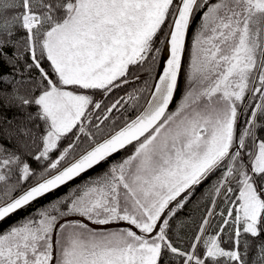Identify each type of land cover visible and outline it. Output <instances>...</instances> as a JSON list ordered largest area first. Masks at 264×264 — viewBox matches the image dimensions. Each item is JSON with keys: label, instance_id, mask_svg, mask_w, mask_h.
I'll list each match as a JSON object with an SVG mask.
<instances>
[{"label": "snow or ice", "instance_id": "1", "mask_svg": "<svg viewBox=\"0 0 264 264\" xmlns=\"http://www.w3.org/2000/svg\"><path fill=\"white\" fill-rule=\"evenodd\" d=\"M0 61L39 121L0 143V222L133 148L0 232V264H264V0H0Z\"/></svg>", "mask_w": 264, "mask_h": 264}, {"label": "trees", "instance_id": "2", "mask_svg": "<svg viewBox=\"0 0 264 264\" xmlns=\"http://www.w3.org/2000/svg\"><path fill=\"white\" fill-rule=\"evenodd\" d=\"M200 12L197 14V18L199 16ZM196 20L193 21L192 27L188 34V39L191 30L193 29L194 23ZM18 35L22 36L23 32L22 30L18 31ZM187 39V40H188ZM187 48V47H186ZM9 54L13 51V49H8ZM22 51V49H21ZM25 58H27L25 54ZM21 64H23V61H21ZM0 65H3V73L8 79H12L13 76L16 80H20V74L19 73H13L10 66L6 64L4 61H0ZM46 66V65H45ZM23 77L25 80H28L31 78H37V73L35 70H33L31 73L24 72ZM181 78V76H180ZM180 78L178 84L180 85ZM135 87H143V83L138 81L135 84ZM13 88H17L19 95H28L29 94V88L30 85H18V84H6L4 85V91L8 93H12ZM131 87H127L126 89H117L115 93L111 96L112 99L117 96V91L124 92L125 91H131ZM179 90V87H178ZM178 93V91H177ZM177 95V94H176ZM175 95V97H176ZM110 98V97H108ZM107 100V98H106ZM10 101V105L9 102ZM143 103V101H142ZM36 108L34 106H23L18 104L16 101L11 100L10 96H2L0 95V143H3L5 147L12 148L15 147L18 141L13 137L11 142L5 137L6 131H11L13 133L16 132L18 127L22 125H27L29 127L35 128V125L39 123L37 120L28 121L27 116L29 113L35 114ZM128 116L135 115L134 111H129L127 113ZM11 121V123H9ZM132 148V146L128 147L127 149L123 150L119 154H117L114 157H111L107 162L102 163L101 165L97 166L94 170L86 173L85 175L79 177L72 183L62 187L61 189L56 190L55 193L48 194L46 198H42L39 202H34L33 205L30 206L28 211H20L18 214H13L10 218H7L4 222L0 223V232H3L6 230L10 225H13L15 222L22 220L23 217L27 216L29 212L32 214H35L37 209H41L43 206H49L50 203L54 202L58 197L63 198L67 194H70L72 191H74V187L77 188V186L90 178V176L95 175L97 173H103L105 172L109 166L111 165L112 161L119 157L123 152L126 150ZM25 159L29 161L32 164L33 168H39L40 166L32 160L31 156H26ZM218 175V174H217ZM216 180V176H213L208 182H206L202 187L199 188V190L195 193V196L193 197V201L190 202L187 207L181 211L180 218L183 219L186 224L188 225L189 230L193 226L194 221H198L200 218V215L203 211V206L206 204L208 200L207 192L210 188V185ZM197 201H199V205H197Z\"/></svg>", "mask_w": 264, "mask_h": 264}, {"label": "rangeland", "instance_id": "3", "mask_svg": "<svg viewBox=\"0 0 264 264\" xmlns=\"http://www.w3.org/2000/svg\"><path fill=\"white\" fill-rule=\"evenodd\" d=\"M214 0H208V3L211 4L213 3ZM206 10V7L204 9H201L199 10L200 14L198 16V18L196 19L195 23H194V26H193V29L191 30L190 32V35H189V39L187 40V43H186V50H185V53H184V58H183V69H182V73H181V78H180V85H179V90H178V93L175 97V100L173 102V105L170 109V111H174L176 109V107L178 106L179 102L181 101L183 95H184V92L186 91V86H187V75H188V72H189V65H190V60H191V52H192V44H193V40H194V37H195V33H196V30L198 28V22H199V18L202 14L203 11ZM117 96H123L125 93L124 92H119L117 91ZM114 96V95H113ZM112 97L110 98H107L106 102L108 100H111ZM133 151V148H130L128 150H126L125 152H123L119 157H117L116 159H114L112 161V163H110L111 165L112 164H115V163H118L120 161H122V159L126 158L128 155H130ZM101 173H97L95 175H92L90 176V178H96L98 177ZM88 178V180L90 179ZM88 180H85L83 182H81L77 187L79 186H82L85 182H87ZM76 189V187H74V190ZM126 225H118V226H111L113 230H115V228L117 227H124ZM104 226H101V228H103Z\"/></svg>", "mask_w": 264, "mask_h": 264}, {"label": "water", "instance_id": "4", "mask_svg": "<svg viewBox=\"0 0 264 264\" xmlns=\"http://www.w3.org/2000/svg\"><path fill=\"white\" fill-rule=\"evenodd\" d=\"M188 34H189V33H188ZM187 39H188V35H187V38H186V43H187ZM183 58H184V57H183ZM161 63H165V64H166V58H164L163 55H162V58H161ZM178 82H179V81H178ZM174 99H175V97H174ZM172 104H173V103H172ZM172 104H171V105H172ZM171 105L169 106V108L171 107ZM133 116H134V115H133ZM130 146H131V145H130ZM130 146H128V147H130ZM128 147H127V148H128ZM127 148H126V149H127ZM124 150H125V149H124ZM122 151H123V150H121L120 152H122ZM120 152H119V153H120ZM119 153L114 154L112 157L116 156V155L119 154ZM110 158H111V157H110ZM110 158H109V159H110ZM90 171H92V170H89V172H90ZM83 175H85V174H83ZM83 175H82V176H83ZM78 178H79V177H78ZM78 178H76V179H78ZM76 179H75V180H76ZM75 180H73V181H75ZM73 181H70L68 184L72 183ZM68 184H67V185H68ZM65 186H66V185H65ZM62 187H64V186H62ZM0 223H1V222H0Z\"/></svg>", "mask_w": 264, "mask_h": 264}, {"label": "flooded vegetation", "instance_id": "5", "mask_svg": "<svg viewBox=\"0 0 264 264\" xmlns=\"http://www.w3.org/2000/svg\"><path fill=\"white\" fill-rule=\"evenodd\" d=\"M174 100H175V99H174ZM173 102H174V101H173ZM172 105H173V104H172ZM172 105H171V107H172ZM171 107H170V109H171ZM170 109H169V110H170Z\"/></svg>", "mask_w": 264, "mask_h": 264}]
</instances>
